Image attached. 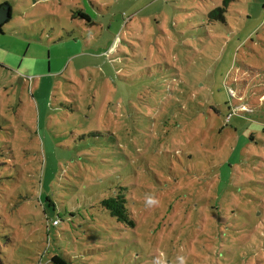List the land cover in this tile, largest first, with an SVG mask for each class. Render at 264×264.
Returning <instances> with one entry per match:
<instances>
[{
    "label": "rangeland",
    "instance_id": "374dc122",
    "mask_svg": "<svg viewBox=\"0 0 264 264\" xmlns=\"http://www.w3.org/2000/svg\"><path fill=\"white\" fill-rule=\"evenodd\" d=\"M223 2L0 0V264H264V0Z\"/></svg>",
    "mask_w": 264,
    "mask_h": 264
},
{
    "label": "trees",
    "instance_id": "16d2710c",
    "mask_svg": "<svg viewBox=\"0 0 264 264\" xmlns=\"http://www.w3.org/2000/svg\"><path fill=\"white\" fill-rule=\"evenodd\" d=\"M227 1L228 0H224L223 2L224 6L227 4ZM222 11L223 10L219 8L213 11L211 14L214 17H220L222 19L221 17ZM76 16H79L83 20L91 21L90 17L84 12L75 13L73 18ZM123 190H124L123 188H120L114 196L102 200L101 205L103 208H105L109 212L110 216L116 218V221L126 224L128 226L134 227L135 223L129 216V212L126 206L127 199H126V195ZM51 263L52 264H73L59 256H54L51 259Z\"/></svg>",
    "mask_w": 264,
    "mask_h": 264
},
{
    "label": "water",
    "instance_id": "95a60500",
    "mask_svg": "<svg viewBox=\"0 0 264 264\" xmlns=\"http://www.w3.org/2000/svg\"><path fill=\"white\" fill-rule=\"evenodd\" d=\"M11 18V8L8 4L0 5V28Z\"/></svg>",
    "mask_w": 264,
    "mask_h": 264
},
{
    "label": "crops",
    "instance_id": "0c3cea01",
    "mask_svg": "<svg viewBox=\"0 0 264 264\" xmlns=\"http://www.w3.org/2000/svg\"><path fill=\"white\" fill-rule=\"evenodd\" d=\"M70 41V40H69ZM0 66L2 67V68H4V70H5V72H10V71H13V68H12V66L9 64V63H5L4 62V60H0ZM60 72V71H59ZM18 75H20L22 78H20L19 79V82L21 83V84H23L24 82H25V80H26V78H27V76H28V74H18ZM30 79H32L33 77H29ZM33 80H34V78H33Z\"/></svg>",
    "mask_w": 264,
    "mask_h": 264
},
{
    "label": "clouds",
    "instance_id": "9594fccd",
    "mask_svg": "<svg viewBox=\"0 0 264 264\" xmlns=\"http://www.w3.org/2000/svg\"><path fill=\"white\" fill-rule=\"evenodd\" d=\"M151 203V201H149Z\"/></svg>",
    "mask_w": 264,
    "mask_h": 264
}]
</instances>
